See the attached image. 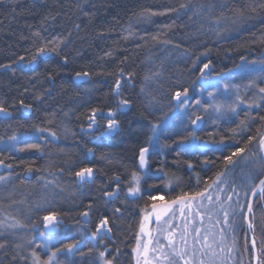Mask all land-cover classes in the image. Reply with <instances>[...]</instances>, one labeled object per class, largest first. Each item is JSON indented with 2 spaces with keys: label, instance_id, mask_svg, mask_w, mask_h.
I'll list each match as a JSON object with an SVG mask.
<instances>
[{
  "label": "trees",
  "instance_id": "trees-1",
  "mask_svg": "<svg viewBox=\"0 0 264 264\" xmlns=\"http://www.w3.org/2000/svg\"><path fill=\"white\" fill-rule=\"evenodd\" d=\"M182 4L188 7L181 9ZM209 62L212 75L264 62V0H0V107L7 112L0 115V160L11 165L4 176L8 184L0 189V220L19 222L14 231L0 228V242L6 241L0 264H32L33 251L43 260L39 236L42 217L49 212L61 217L66 234L83 237L81 215L88 209L91 220L104 215L111 221L113 261L132 264L131 246L142 209L152 201L149 196L204 191L217 172L226 171L224 156L247 145L234 163L246 158L256 140L249 143V137L264 131L260 96L255 100L260 106L239 110L235 122L200 112L210 121L195 135L219 145L215 149L187 145L196 116L191 107H186V119L183 113L173 116L175 92L187 88L193 94L199 69ZM77 73L86 78L78 79ZM263 84L257 82V87ZM123 100L128 107L117 112L119 129L110 138L84 131L93 109L116 111ZM153 125L160 126L156 136ZM141 148H150L144 188L152 195L132 197L126 192L133 173L138 174ZM85 167L93 168L95 176L79 185L75 173ZM238 172L229 178L230 189L233 182L237 185ZM116 177L122 193L108 201L105 193ZM253 210L261 250L264 204L259 198ZM243 227L241 219L233 237L238 264L248 249L252 254ZM70 239L66 244L77 238ZM97 256L86 241L72 256L59 255L57 262L96 264Z\"/></svg>",
  "mask_w": 264,
  "mask_h": 264
},
{
  "label": "rangeland",
  "instance_id": "rangeland-1",
  "mask_svg": "<svg viewBox=\"0 0 264 264\" xmlns=\"http://www.w3.org/2000/svg\"><path fill=\"white\" fill-rule=\"evenodd\" d=\"M246 64H248V63H246ZM249 64H252V63H249ZM33 65H35V63H33ZM254 67L256 68V71H248V70H244L240 67H237V68H234L233 70L229 71L228 73H225L222 75H212V73H211L212 67L210 65L209 70H206L205 74L202 77L200 74L197 89L195 90V92L193 94H190V95L188 94L187 105H185L183 108L176 107V109L173 113V116H180L183 113V119H186L188 116V112L185 111L186 107H191L193 109L194 113H196L195 114L196 116H200L203 118V122L198 128L194 127V125L190 121V126L194 131L193 137H191V139L187 143V145L190 148H196L199 150H208V149H215V148L219 147V145L213 144L212 142H210L206 139H203V138L201 139L195 135V132L203 129L205 127V125L208 123V121H210L208 117H206V119H205V117L201 115V113H202L201 111H205V107L207 105H212V104L221 105L222 108H221V111H219V112H217L212 107L207 108V111H205V112L207 114H209V117H212L213 119L215 117V119H217V120H219V119L225 120L226 122H233V121L235 122L236 120H238L239 110L257 108V106L255 104H252V101L256 100L257 97L261 96V93H259V88L257 87V82L264 81V73H261L259 71V69L261 67V62L255 63ZM77 78L78 79H84V78H86V76H77ZM253 80L256 81V86L255 87H247L249 82L253 81ZM119 82L121 85V80ZM225 83H231L232 85L238 86V93H237V90L235 88H230L228 90H225L223 88V85ZM262 87H264V86H262ZM119 89H120V87H119ZM119 89L117 90V88H116V93H119ZM208 93H213V96L209 97ZM237 95H239V97L241 98L240 101L237 100ZM262 95H264V94H262ZM197 100L200 101L199 105L196 103ZM120 102L121 101H119V107L116 111L97 112V114L95 115L96 123L91 124V120L89 119L87 126L84 128V131L87 132L89 134V136H93V135H95V132H98L97 137L110 138L119 129V123H118V127L116 129L107 131V133H106L108 121L106 123H103V122L99 121V118L102 117V118H106V119H109V118L115 119L118 111L125 110L128 107V105L127 106H121ZM229 105H234L236 107V111L235 112L229 111L228 110ZM110 112L114 113V116L110 117L109 116ZM0 115L6 116L7 112H0ZM195 117H193L191 119H195ZM206 120H207V123H206ZM90 124H91V127H89ZM159 128H160V126L156 127V130L153 134L154 136H156V134L158 133ZM260 135H264V131H262L258 134L256 140L254 141V143L252 145V152L249 151V155L246 158H243V159L238 158V162H235L234 166H229V169L227 170V175H225L223 177V179H224V181H226V183L220 184L219 182H217V184H219V187H217L216 185H213L212 188L208 189V192L206 193V195H211L213 197L214 202L216 200L217 193H219V199L221 202L227 201L228 195H230V194L232 196L235 195V194H232V189H230L231 185L229 182V180H230L229 178H230L231 174L234 172L236 173V171H239L237 175L235 174V181L237 183L236 188H237V191L239 192V197H237V196L232 197V200L228 201L225 206L227 207L228 204H231L233 207H236L237 206L236 205L237 200H239V199L241 200V201L239 200L240 204H244V202L246 204L247 200H249V197L251 195L250 191H249V194L247 196L244 195L245 189L249 185V180L247 179V177L249 176V174L251 175V177H252L251 185L255 186L264 175V160H261V157H264V155L262 153V150L259 148V144H258ZM154 136H153V138H154ZM203 141H206L210 145V147L207 149L200 148ZM149 150H150V148H148V152H149ZM148 152L146 153V157H145L146 161L148 158ZM138 166L141 170H145L148 166V161H147L145 167L141 168L139 163H138ZM8 170H10V167L6 166L4 163L0 164V177H4L6 175L5 172ZM239 177H241V178H239ZM87 182L88 181L82 183L81 185H84ZM7 184H8V181H4V180L0 181V189L7 186ZM133 185L136 186L135 181H134ZM139 187H140V191H141L142 187L140 184V177H139ZM222 189H227V190L222 191ZM111 193H113V191H111ZM139 193H136L135 195H138ZM1 195H2V192H0V196ZM257 198L258 197H256V199ZM1 199H3V197H1ZM261 202L264 204V201H261ZM193 203H194V205H201V204L204 205L207 210L211 211V216H209L208 211H206L205 208L201 209V211L205 213L203 220H201L200 218L197 219V217L195 215L193 216V218H190V214H189V211L187 209H185L184 215L181 216L180 215V206H178V208H176L174 210V216L170 214L169 216L164 218V220H170L172 226H175V228H176L175 235H176L177 246L178 247L182 246L180 244V241H179V236H180V232L184 228V225L187 223V224H189V243L190 244L192 242V236H191V234H193L192 229L197 228V227L200 228V230H201V236H203V234L205 233V230H208L209 242H212L213 238L215 239L216 243H215L214 247H215L216 252L218 254V258L215 259L212 262V264H238L237 258H236L237 257L236 256V254H237L236 246H235V242H234L233 237H234V233L236 234V232L238 231L237 223L239 224V222H240V224H241V219H242L243 224H245L244 215L246 214V210H247L246 207L243 209H239V208L237 209L240 214H238L235 217V224L232 223L231 217H229L228 224H225L223 213L215 211V209L219 208L218 203L215 204V209L213 207V204H210L207 199H197ZM193 209H195V208H193ZM149 212H150V210L145 211L144 217H143L144 221H145L146 217H148ZM192 214H194L193 210H192L191 215ZM251 218H252V215H251ZM58 219H59V217H58ZM238 220H239V222H238ZM5 221L7 224H13L16 222L12 219H6ZM59 221H60V219H59ZM179 221L181 223L178 224V226H177V223ZM217 221H219V223H217ZM42 225H43V229H44L43 232L45 233V235H47V233L45 232V226H44L43 220H42ZM229 225H232V227L229 228ZM16 228L17 227L8 228V230L14 231ZM243 228H245V227H243ZM162 229H169V225L164 223L163 220L154 228V230H152L153 231L152 237H153L154 247H157V244H156L157 241H159V244H162V245L167 244V240L165 239L167 232L165 231L162 233L161 232ZM221 229H223V238L221 237ZM104 231H106V229H102L100 234H102ZM100 234L98 236H100ZM253 234H254V230H253ZM246 236H248V234ZM254 236H255V234H254ZM92 238L96 240L97 237H95V238L92 237ZM139 238H140V240H139L140 248H141V251H143V245L146 244V240H145L144 236L142 235L141 231L139 234ZM255 239H256V237H255ZM221 240H222V246L224 249L223 251H221ZM245 241H246V247L248 244V246L250 247V249L252 251V254L248 249V252H247L248 256H247L245 261L241 262V264H253L254 263V253L252 250L251 241L249 240V243L247 242V239H245ZM39 242L41 244V246H40L41 250L44 254L43 260H41V261L47 260L49 255L52 252H57V250H60L52 262V264H59L57 262L58 256L61 254H66V257L72 256L73 252L82 244L83 239L78 241L79 242L78 246L76 248H74L71 252L65 251L62 246H60L58 248H53L52 245H55L59 242V240L55 236L54 237L52 236L51 239L47 241V247H45V239L41 235L39 236ZM256 242H257V239H256ZM137 244H138V240L136 241L135 249L137 248ZM257 247H258V251H259V255H260L261 250L258 246V242H257ZM229 249H231V251H229ZM133 256H134V264H137L138 260H139V264H145L144 256L138 255V253L136 251H134ZM156 256H157V253H153L151 251L147 253V259L149 261H153V264H155L154 257H156ZM205 259H207V258H205ZM98 263L104 264V261L100 259V256H99ZM180 264H182V262H180ZM259 264H260V262H259Z\"/></svg>",
  "mask_w": 264,
  "mask_h": 264
},
{
  "label": "snow or ice",
  "instance_id": "snow-or-ice-1",
  "mask_svg": "<svg viewBox=\"0 0 264 264\" xmlns=\"http://www.w3.org/2000/svg\"><path fill=\"white\" fill-rule=\"evenodd\" d=\"M188 7V5H180V8H186ZM220 23V18H217V24ZM45 49L44 48H40L38 49L39 53H44ZM35 59V57H34ZM244 58L241 57V60H243ZM195 63V62H194ZM255 62H253L252 64H241L238 67L244 69V70H248V71H256V68L254 67ZM210 68V62L206 63L203 65L202 68L199 69L200 73H201V77L205 74L206 70H209ZM259 71L261 73H264V62L261 63V67L259 69ZM81 75L80 73H77V76ZM83 75H87V73H84ZM264 82V81H262ZM256 86V81H250L249 84L247 85V87H255ZM120 87V82L117 81L116 84V88L117 90ZM223 88L225 90H228L230 88H235L237 90L238 93V86L232 85L231 83H225L223 85ZM259 93L264 94V87H259ZM209 97L213 96V93H208ZM261 100H264V95L260 96ZM173 100H175L177 102V107L178 108H183L185 105H187L188 103V89L184 88L183 91H179L177 90L173 96ZM237 100L240 101L241 98L239 97V95H237ZM243 102V101H242ZM121 106H127L129 104V101L127 100H123L120 102ZM196 103L199 105L200 101L197 100ZM252 104H255L257 107H259V104H256V101L253 100ZM251 106V105H250ZM212 107L214 108L217 112L221 111L222 106L221 105H207L205 107V111H207V108ZM228 110L235 112L236 111V107L234 105H229L228 106ZM6 109H4L3 107H0V112H5ZM93 116L90 117L91 120V124L96 123L95 121V115L97 114V110L93 109ZM109 116L112 117L114 116V113H109ZM262 121H264V116L259 117ZM202 118L200 116H196L195 119H191V123L193 125H195L199 120H201ZM91 124L89 125V127H91ZM241 126H246L244 121L240 122ZM118 127V122L113 119V118H109L108 119V123H107V128H106V133L107 131L116 129ZM153 132H155L157 125H153ZM235 134V130L234 133ZM51 135L53 137L56 136V133L52 132ZM10 139L15 140L16 138L13 136ZM195 139V138H194ZM256 137H249V143H251L253 140H255ZM222 142V141H221ZM259 148L261 150H264V135H260L259 137ZM29 148H38L39 145H29ZM247 149V145H245L244 147H238L236 148V150L234 152H232L231 154L224 156V161L225 163V169L226 171L224 172H217L216 173V178L213 181V184L207 185V187L205 188L204 191L201 192H195L193 194H189L186 192H182L181 194L177 195L175 197V199H172L171 201L165 202L162 206H158L157 204L153 203L152 204V209L155 213V220L157 223L163 222L169 225V229H162L161 232H167V235L165 237V239L167 240V244L166 245H162L159 244V241L156 242L157 247L151 248L149 249V245L152 243V240L150 239L148 241V243L143 245V251H141L140 248V243H139V236L137 238L138 240V244H137V248L134 249V251H136L138 253V255L144 256V260H145V264H153V261H149L147 259V253L149 251L153 252V253H157V256L154 257L155 260V264H180V262H182V264H212V262L218 258V254L216 252V249L214 247L216 241L213 238L212 242H209V232L208 230H205V233L203 234V236H201V230L200 228H194L192 229V242L191 244L189 243V224H185L183 230L180 232V236H179V241L180 244L182 245L181 247L177 246V242H176V228L175 226H172L171 221L170 220H164V217L169 216L170 214L174 216V209L172 208L173 205H180V215L183 216L185 213V209H187L189 211V214L191 215L193 208H195V216L199 217L201 220H203L204 218V212L201 211L202 208H205L204 205H194V201H196L197 199H207L209 201L210 204H213V207L215 209V204H219V208L215 209V211L218 212H222L223 213V217H224V223L228 224L229 221V217H231L232 219V223L235 224V217L240 214L238 212V208L239 209H243L246 207L247 209V214H252V219H249V216L247 214L244 215V219L247 221V227L250 230H254L255 225L253 223L254 220V205H253V201L251 199L247 200L246 204H240L239 200H237L236 202V207H233L231 204H228V206L226 207V203L228 201L232 200V195H228L227 196V201L225 202H221L219 199V193H217L216 196V200L215 202L213 201V197L211 195H206V193L208 192L209 188H212L213 185H216L217 187H219V184H217V182H219L220 184L226 183V181H224L223 177L225 175H227V170L229 168V166H234V158L235 157H241L242 154L246 151ZM148 152V148H141L139 150V165L141 168L146 166V153ZM261 160H264V157H261ZM3 160H0V164H3ZM189 167H191V164L188 165ZM8 167H11V165H8ZM76 177L79 178V180L81 182L85 181V180H91L93 177V168L91 167H85V168H81L79 171H77L75 173ZM167 175V174H165ZM6 177H0V181L5 180ZM118 179V178H117ZM176 180H178L179 178H175ZM247 179L249 180V185L248 187L245 189L244 195L247 196L249 194V191L251 193L252 197H258L260 201H264V179H260L259 184H256L255 186L251 185V175L249 174V176L247 177ZM133 180L136 182V186L130 187L128 189L130 194L135 195L136 193L140 192V187H139V177L137 176L136 173H133ZM173 178H169L168 183L172 184ZM227 189H222V191H226ZM232 194H235L237 197H239V192L237 191L236 185L233 182L232 184ZM108 195H112L111 193H109ZM157 199L156 196H149V200L155 201ZM160 200H163V197H159ZM206 211H208L209 216H211V211L207 210L205 208ZM83 215L87 216L88 213L85 212L83 213ZM152 213H149V216H151ZM148 217H146L147 219ZM14 220V218H11ZM42 220L44 222V226H45V232L47 233V235H45L44 232L40 233V235L42 237H44L45 239V247H47V241L51 239V237L55 234L56 229H57V225L59 223V219H58V215L55 212H49L47 215L42 217ZM217 223H219V221H217ZM19 225V222H15L13 224H7L6 221L0 220V228H15ZM108 225V220L107 218L103 219L100 221V224L97 226V230L96 232H93L92 235L93 237H97L100 233L102 229H106V231L110 232L111 229L107 228ZM232 225H229V228H231ZM144 231V226L143 224H141V232ZM0 235H2V233H0ZM150 235V233H149ZM221 237L223 238V229H221ZM28 243H31V241H29ZM79 242L78 241H74L73 243H69L63 246L64 250L67 252H71L74 248H76L78 246ZM251 244L253 247V250H255V245H256V240L255 237L252 238L251 240ZM6 246V241L5 242H0V249L5 248ZM17 247H21V245H17ZM223 246H222V240H221V251H223ZM60 250H57V252H52L48 259L45 261H41L40 257L37 255V253L35 251L32 252V264H52L53 260L55 259V257L57 256L58 252ZM91 251V249L89 250ZM107 251V249H105L104 252H100V259L104 261V264H112L111 260H106L105 259V252ZM229 251H231V249H229ZM261 257H264V248L261 249L260 255L256 257L257 260H259L260 264H264V259H261ZM21 260L26 259L25 257L21 256L20 257ZM207 258V259H205ZM15 259V257H14ZM137 264H139V260L137 261Z\"/></svg>",
  "mask_w": 264,
  "mask_h": 264
},
{
  "label": "flooded vegetation",
  "instance_id": "flooded-vegetation-1",
  "mask_svg": "<svg viewBox=\"0 0 264 264\" xmlns=\"http://www.w3.org/2000/svg\"><path fill=\"white\" fill-rule=\"evenodd\" d=\"M198 131H200V130H198ZM202 151H204V150H202ZM149 158H150V150L148 152V158H147L148 166H147V168L145 170H141L139 168V166H138V174H137V176L140 177V184H141V187H142L141 191H140V193L138 195L143 194L144 192H147L149 194L151 193V192H149V190H145V188H144V186H145L144 180H145L146 176H148L150 174V159ZM138 163H139V156H138ZM88 182H90V181H88ZM114 182H115V185H114L113 189L111 190V191H113V193H111V191H106V193H105V198L108 201H114L117 198V196H119L122 193V191H121V184H122L121 183V178L116 177L114 179ZM133 183H134V180H133ZM133 186L134 185H132V187ZM109 193H111L112 195H108ZM126 193L128 194V196H132V197L133 196H137V195L130 194L129 191H127ZM151 195H152V193H151ZM156 197H157V199L155 201L148 202L147 205L143 207L142 213H141V220H140V224H139V229H138V233H137V237H138L139 234H140V231H141V224H143L144 231L142 232V235L144 236V238L146 240V243H148V241L150 239L152 240V243L149 245V249L154 247V242H153V237H152L153 236V234H152L153 231L152 230H154V228L159 224L155 220V213H154V211L152 209V204L155 203L158 206H162L165 202H168V201H171L172 199H175L176 196L173 197V198H170L169 196L165 195L164 193L163 194L159 193V195L157 194ZM159 197H163V200H160ZM178 206H180V205H173L172 208L175 210L176 208H178ZM148 210H150L149 213H152V215L149 216V214H148V218L145 219V221H144V219H143L144 213H145V211H148ZM85 212L88 213L87 216H85L83 214L81 215L82 224H83V227L85 229V230L84 229L83 230L85 232H84V236L81 237V239H76V241H80V240L83 239L82 244L78 248L83 247L84 244L86 243V241H89L91 248H94V249H96L98 251L96 264H99L98 261H99L100 252H104L105 249H107V251L105 252V259L106 260H111L112 264H116L113 261L112 257L109 255L111 253V251H112V247H111L112 244L111 243L114 240L111 221L107 217H105L104 215L99 216L95 221H93V220H91L90 210L88 209ZM193 212H194V214L190 215V218H193V216L195 215V209H193ZM58 217H59L60 221L58 223L56 232L53 235V237L55 236L59 240V242L57 244H55V245H52L53 248H58L60 246H63L67 242H70V240H71L70 238H73V235H68V234H66L65 231H63L64 227H62V226H64V222L61 220L60 216H58ZM105 218H107V220H108L107 227L110 228L111 231L110 232L104 231L102 234H100V236H97L96 240L93 239L92 238L93 237L92 233L96 232L97 226L100 224V221L105 219ZM198 218L199 217H197V219ZM180 223L181 222L179 221L177 223V226ZM244 227L246 229L245 224H244ZM149 233H150V235H149ZM65 234H66V236H64ZM67 235L70 236V237H68ZM192 235L193 234H191V236ZM135 245H136V243L131 246L132 247L131 254H132V258H133L132 259V264H134V256L133 255H134Z\"/></svg>",
  "mask_w": 264,
  "mask_h": 264
},
{
  "label": "water",
  "instance_id": "water-1",
  "mask_svg": "<svg viewBox=\"0 0 264 264\" xmlns=\"http://www.w3.org/2000/svg\"><path fill=\"white\" fill-rule=\"evenodd\" d=\"M201 118H202V117H201ZM202 122H203V118H202L201 120H199V121L194 125V127L198 128V127L202 124ZM209 147H210V145H209L206 141H203L202 144H201V146H200V148H202V149H207V148H209ZM263 151H264V150H262V153H263ZM263 155H264V153H263ZM94 176H95V172H94V170H93V177H92L91 180H85V181L81 182V181L79 180V178L77 177V182H78L79 185H81L82 183H84V182H86V181H92L93 178H94ZM261 179H264V175H263V177H262ZM257 184H259V182H258ZM249 199H251V200L253 201V205H254V202H255V200H256V197H252V196L250 195ZM246 214H247V210H246ZM247 215L249 216V219H251V215H252V214H247ZM244 222H245L246 231H247V234H248L249 240L251 241L252 238L255 237L254 234H253V230L248 229V227H247V221H246L245 219H244ZM255 240H256V239H255ZM251 246H252V244H251ZM252 250H253V247H252ZM253 253H254V263H253V264H259V260L256 259V257L259 256V251H258V247H257V242H256V245H255V250H253Z\"/></svg>",
  "mask_w": 264,
  "mask_h": 264
},
{
  "label": "bare ground",
  "instance_id": "bare-ground-1",
  "mask_svg": "<svg viewBox=\"0 0 264 264\" xmlns=\"http://www.w3.org/2000/svg\"><path fill=\"white\" fill-rule=\"evenodd\" d=\"M263 153H264V151H263ZM72 235H73V237H75V238H77V239L81 238L80 236H77L76 234L74 235V233H73ZM99 256H100V255H99Z\"/></svg>",
  "mask_w": 264,
  "mask_h": 264
}]
</instances>
